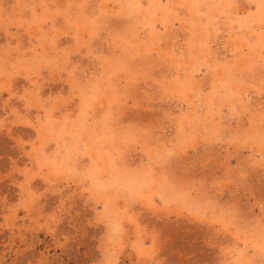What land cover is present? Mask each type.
<instances>
[{"label": "rangeland", "instance_id": "1", "mask_svg": "<svg viewBox=\"0 0 264 264\" xmlns=\"http://www.w3.org/2000/svg\"><path fill=\"white\" fill-rule=\"evenodd\" d=\"M262 246L264 0H0V264Z\"/></svg>", "mask_w": 264, "mask_h": 264}, {"label": "snow or ice", "instance_id": "2", "mask_svg": "<svg viewBox=\"0 0 264 264\" xmlns=\"http://www.w3.org/2000/svg\"><path fill=\"white\" fill-rule=\"evenodd\" d=\"M261 254L264 257V246L261 247ZM260 264H264V259L261 260Z\"/></svg>", "mask_w": 264, "mask_h": 264}, {"label": "bare ground", "instance_id": "3", "mask_svg": "<svg viewBox=\"0 0 264 264\" xmlns=\"http://www.w3.org/2000/svg\"><path fill=\"white\" fill-rule=\"evenodd\" d=\"M118 153V152H117ZM246 244V243H245ZM146 254V253H145ZM146 258V257H145Z\"/></svg>", "mask_w": 264, "mask_h": 264}]
</instances>
